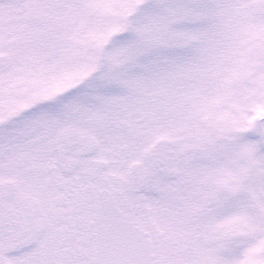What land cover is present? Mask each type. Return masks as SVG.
<instances>
[{
	"label": "snow or ice",
	"instance_id": "obj_1",
	"mask_svg": "<svg viewBox=\"0 0 264 264\" xmlns=\"http://www.w3.org/2000/svg\"><path fill=\"white\" fill-rule=\"evenodd\" d=\"M0 264H264V0H0Z\"/></svg>",
	"mask_w": 264,
	"mask_h": 264
}]
</instances>
